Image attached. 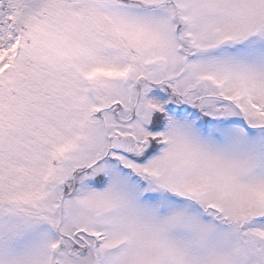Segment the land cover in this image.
<instances>
[{
    "label": "snow or ice",
    "instance_id": "obj_1",
    "mask_svg": "<svg viewBox=\"0 0 264 264\" xmlns=\"http://www.w3.org/2000/svg\"><path fill=\"white\" fill-rule=\"evenodd\" d=\"M0 264H264V0H0Z\"/></svg>",
    "mask_w": 264,
    "mask_h": 264
}]
</instances>
